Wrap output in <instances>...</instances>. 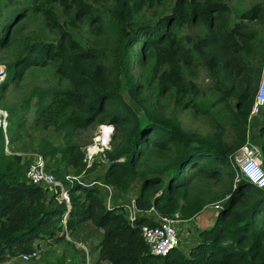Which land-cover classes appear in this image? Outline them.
Masks as SVG:
<instances>
[{
	"label": "trees",
	"instance_id": "trees-1",
	"mask_svg": "<svg viewBox=\"0 0 264 264\" xmlns=\"http://www.w3.org/2000/svg\"><path fill=\"white\" fill-rule=\"evenodd\" d=\"M60 2L67 8H75L77 17L90 10L89 3L84 0ZM159 2L160 0H116L118 12L114 9L116 16L111 19V23L114 21V25L111 24L112 30L125 44L127 37L128 51L125 64L124 61L114 62L115 67L100 62L93 67L79 66L77 59L80 54L90 58L97 54L85 48L78 49L71 33L61 25L53 9L48 7L46 17L57 27L60 45L34 36L24 40L20 47L21 54L8 64V77L1 87H7L13 78L23 77L32 65L43 66L48 61H58L59 71L85 86V91H81L78 97V104L86 99L85 104L80 112L69 116L67 123L83 127L95 121H107L114 123L118 131L112 136V141H115L119 132L122 135L114 150L108 152L104 175L99 178L121 191L128 190L131 183L140 178V190L135 197L139 208L147 209L153 205L163 215L173 216L178 211L181 218L192 217L207 204L217 199L223 200L229 194L222 204H218L220 207L213 223L198 230L199 241L186 251L174 246L164 255L154 254L141 235L140 225L154 224L155 219L139 214L130 223L122 204L107 208L97 186L86 187L77 181L68 187L69 202L64 198H55L57 191L47 200L46 191L25 177L28 163L24 167L26 162L22 160V156L16 153L8 156L5 152L3 132L0 129V260L13 256L18 251L34 249L37 239L60 237L58 233L63 230L62 221H65V228L73 230L84 221L92 219L96 225L104 228L99 258L106 256L113 264H264V188L253 185L234 166L233 148L218 136L215 145L199 140L195 133L188 135L178 127L157 123L151 119L154 117L151 111L143 108L142 113L137 112L129 102L117 95L119 83L123 80L130 99L144 101L141 86L134 82L129 66L130 52L136 43L142 49L143 44H146L145 47L155 48V78L173 86L183 84L182 69L174 59L172 49L180 44V39L172 27L175 23L193 20L212 25L214 13L220 11L222 6V3L215 0H176L172 11L163 15L155 25L132 19L136 7H151ZM7 10L11 16L0 29V44L4 45L8 43L5 36H8L9 29L14 28L16 20L25 12L19 6V0H0V16L3 17V12ZM256 13L257 7H254L243 15L250 14L253 17ZM91 18L97 17L93 15ZM4 30L7 35L2 36ZM143 35L146 37L145 41ZM61 41L79 50V53L75 52L71 57L62 54ZM224 45L230 53L235 52L238 49V38H227ZM163 64L168 67L165 68ZM61 93L67 97L71 92L64 90ZM59 94L54 93L56 96ZM72 94L76 95V92ZM249 95L247 89L237 95L235 109L232 110L233 126L239 128L246 121L252 106ZM262 118L264 122V109ZM260 131L264 135V123L260 126ZM238 137L239 142L245 139L243 126ZM197 141L201 144H197ZM168 146L174 148L175 156L170 158L163 152L161 161L155 159L154 165L151 162L144 163L151 170L139 167L141 160L153 153L150 148L165 149ZM262 146L264 149V136ZM54 151L70 155V160L83 164V153L79 152V147L75 144L68 143L61 151L52 146L50 153L53 154ZM261 161L264 165V152ZM197 166L207 181L213 175L219 180L225 173L231 181L226 191L214 189L210 196H193L192 181ZM167 170L171 174L164 178ZM64 183L69 185V182ZM81 258V262L66 264H84L85 259L83 256Z\"/></svg>",
	"mask_w": 264,
	"mask_h": 264
},
{
	"label": "rangeland",
	"instance_id": "rangeland-1",
	"mask_svg": "<svg viewBox=\"0 0 264 264\" xmlns=\"http://www.w3.org/2000/svg\"><path fill=\"white\" fill-rule=\"evenodd\" d=\"M84 1L89 3L90 10L77 17L75 8H67L60 0H19V6L23 7L25 12L16 20L14 28L9 29L8 36H5L8 43L0 44V68L5 70V74L0 76V107L6 109L8 113L6 129L2 130L4 150L8 156L13 153L20 154L22 160L26 162L24 167L34 154L43 155L54 176L63 183L69 182L66 175L78 176L83 183L104 175L106 162L109 159L108 152L114 150L117 142L122 138L121 133L119 132L115 141H112L114 133H118L114 123L95 121L83 127L67 123L69 116L80 112L85 104L86 99L78 104L79 94L85 91V86L59 71L58 61L51 60L43 66L32 65L23 77L11 79L7 87H1V84L8 77V64L21 54V43L27 38L34 36L60 45L57 27L46 17L48 7L53 9L61 25L71 33L78 44L75 45L78 49L85 48L97 54L92 58L80 54L77 59L79 66L93 67L99 62L110 67L114 66V62L124 61L125 64L126 51H128L127 37L126 44L123 40H119L112 30L114 21L111 23V19L116 16L114 14V9H117L116 0ZM175 1L160 0L151 7H136L132 19L135 22L155 25L163 15L172 11ZM215 1L222 3V6L220 11L214 13L212 25L193 20L175 23L172 27L180 39V44L173 46L172 49L174 59L182 69L183 84L173 86L160 78H155L153 70L156 59L155 48L145 47L146 44H143L142 49L141 45L136 43L130 52L129 66L134 82L141 86V97L144 101L130 99L123 80L119 83L117 95L129 102L137 112L142 113L143 108L151 111L155 117L151 119L157 123L172 128L178 127L188 135L195 133L199 140L215 145L218 138L221 139L233 148L234 154L242 142L250 141L258 146L259 161L263 165L261 160L264 152L262 146L264 135L260 131V126L264 123L262 118L264 105L253 114L250 108L246 121L239 125V128L232 125L234 120L232 110L235 109L234 102L237 95L244 89L250 94L251 104L254 101L264 64V0ZM254 7H257V13L253 17L250 14L243 15ZM3 13L4 16H0V29L11 16L9 10ZM93 15L97 18L92 19ZM5 34L6 30L2 36ZM232 36L238 38V49L230 53L224 41ZM143 38L145 41V35ZM61 42H63L62 54L71 57L73 53H79V50L70 47L66 42ZM163 66L168 67L165 64ZM64 90H70V95L64 97L65 94L61 93ZM57 92L60 93L59 96L54 95ZM72 92H76V95ZM103 123L113 126L110 140L91 162H86L83 158L84 150L88 144L94 142L99 126ZM242 126L245 129V139L239 142L238 133L242 131ZM68 143L79 147V152L83 153V164L70 160V155L57 151L50 153L52 146L61 151ZM196 143L201 144L200 141ZM150 149L153 153L148 154L139 163V167L143 170H151V167L145 166L144 163L151 162L154 165L155 159L161 161L163 152L170 158L175 156L174 148L169 146L165 149ZM195 168L197 170L192 181L193 196L196 194L210 196L214 189L226 191L231 182L225 173L219 180L213 175L207 181L201 175L199 167ZM169 174L171 171L167 170L163 175L164 178ZM140 185L138 178L126 191L116 188L111 197L110 207L113 203L115 207L122 200L135 198L139 193ZM40 187L46 191L47 200L55 191L57 195L54 197L61 199L56 188ZM99 191L100 195L102 194V202L107 206L109 199L103 190ZM228 195L224 196L223 200ZM223 200L217 199L204 206L207 209H202V214L208 213L211 223L215 219L218 204H222ZM123 211L126 214L125 209ZM177 216L182 219L178 211ZM195 220L180 222L177 225L175 223L176 237L180 239V243L189 235L191 236L188 237L190 238L188 244L193 240L191 245L199 241ZM61 223L63 230L58 233L60 237L35 240L33 248L38 252L36 257L24 259L22 254L25 251H18L15 255L0 260V264H59L60 262L66 264L72 261L81 262L82 256L86 264H113L106 256L99 258L103 227L96 225L92 219L84 221L73 230L65 228V221ZM194 234H197L196 240Z\"/></svg>",
	"mask_w": 264,
	"mask_h": 264
},
{
	"label": "built area",
	"instance_id": "built-area-1",
	"mask_svg": "<svg viewBox=\"0 0 264 264\" xmlns=\"http://www.w3.org/2000/svg\"><path fill=\"white\" fill-rule=\"evenodd\" d=\"M264 105V64L262 66L257 88L255 91L254 101L251 107V113L253 114L259 107ZM7 110L0 107V129L5 130L7 126ZM113 126L111 124H101L99 126L98 134L95 135L94 142L88 144L84 150V160L91 162L99 150H103V147L109 142ZM105 137V140H104ZM7 140V138H6ZM259 148L257 145L250 141L242 143L237 152L232 156V162L238 171L243 174L253 185L264 188V169L259 161ZM25 177L28 181L39 185L49 186L59 189L58 194L61 198H64L69 202L68 187L77 181L87 186H97L100 190L105 192V195L109 199L107 202V208H113L114 203L110 207V201L114 188L111 184L103 181L100 178H92L88 183L80 181L78 176L66 175L69 179V185L64 184L62 180H58L51 169L47 165L46 158L43 155L36 153L28 162L25 168ZM70 177H73L71 179ZM105 204V203H104ZM122 204L125 209L126 216L130 223H133L139 214L147 215L156 220L154 224L140 225V232L150 248V251L154 254L164 255L172 247L177 244V229L175 223L178 219L177 212L173 216L163 215L151 205L147 209H142L137 206L135 198H129L122 200L119 204ZM116 205V206H117ZM86 253L88 254L87 250ZM38 252L35 249L22 254V258L30 259L36 257ZM86 264V262H85Z\"/></svg>",
	"mask_w": 264,
	"mask_h": 264
},
{
	"label": "crops",
	"instance_id": "crops-1",
	"mask_svg": "<svg viewBox=\"0 0 264 264\" xmlns=\"http://www.w3.org/2000/svg\"><path fill=\"white\" fill-rule=\"evenodd\" d=\"M205 209H207V208H205ZM204 210V209H203ZM203 210H201L200 212H198L196 215H194V216H192V217H189V218H182V219H180V218H178L177 219V221H176V225L178 224V223H180V222H184V221H191L192 219H196L195 220V224H197V229H196V232H198V230L199 229H201V228H204V227H208V226H210L212 223L209 221V216H208V213H205V214H202V212H203ZM216 211H217V208H216ZM215 215H216V212H215ZM195 236H194V238H195V240L197 239V234H194ZM191 235H189V236H187L186 238H187V240H186V238L185 239H182V241H181V243H180V239H178V241H177V244L179 245V247H181L183 250H187L190 246H191V244L193 243V241H192V243L190 242L189 244L187 243V241H189L190 240V238H188V237H190Z\"/></svg>",
	"mask_w": 264,
	"mask_h": 264
},
{
	"label": "water",
	"instance_id": "water-1",
	"mask_svg": "<svg viewBox=\"0 0 264 264\" xmlns=\"http://www.w3.org/2000/svg\"><path fill=\"white\" fill-rule=\"evenodd\" d=\"M4 73H5L4 69L0 68V76L3 75Z\"/></svg>",
	"mask_w": 264,
	"mask_h": 264
},
{
	"label": "clouds",
	"instance_id": "clouds-1",
	"mask_svg": "<svg viewBox=\"0 0 264 264\" xmlns=\"http://www.w3.org/2000/svg\"><path fill=\"white\" fill-rule=\"evenodd\" d=\"M5 71V70H4ZM5 74V73H4ZM252 107V106H251ZM68 207H70L69 203H68ZM220 206L217 207V209L219 208ZM217 213V212H216ZM179 218V217H178ZM175 246H178V244H176ZM35 249V248H34ZM33 250V249H32ZM28 252V251H26ZM85 264V263H84Z\"/></svg>",
	"mask_w": 264,
	"mask_h": 264
},
{
	"label": "bare ground",
	"instance_id": "bare-ground-1",
	"mask_svg": "<svg viewBox=\"0 0 264 264\" xmlns=\"http://www.w3.org/2000/svg\"><path fill=\"white\" fill-rule=\"evenodd\" d=\"M104 140H105V137H104ZM76 183V182H75Z\"/></svg>",
	"mask_w": 264,
	"mask_h": 264
}]
</instances>
